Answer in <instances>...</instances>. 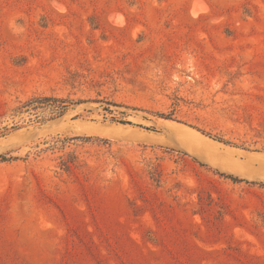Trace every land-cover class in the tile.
Masks as SVG:
<instances>
[{
  "label": "rangeland",
  "instance_id": "rangeland-1",
  "mask_svg": "<svg viewBox=\"0 0 264 264\" xmlns=\"http://www.w3.org/2000/svg\"><path fill=\"white\" fill-rule=\"evenodd\" d=\"M0 264H264V0H0Z\"/></svg>",
  "mask_w": 264,
  "mask_h": 264
},
{
  "label": "trees",
  "instance_id": "trees-1",
  "mask_svg": "<svg viewBox=\"0 0 264 264\" xmlns=\"http://www.w3.org/2000/svg\"><path fill=\"white\" fill-rule=\"evenodd\" d=\"M33 103H41L43 105H49L50 103L56 104L55 112H57L58 117H63L66 114V112L68 111V106L66 105V102L64 100H60V99H56V98H52V97H43V98L33 99V100L27 102L25 104V106H29V105H31ZM108 105L117 107V104H115V103H109ZM106 110H107V112H112L110 110V108L106 109ZM158 116H160L162 118L169 119V117H166L165 115H158ZM84 140H88V138L87 139L85 138ZM221 175L231 179L234 182H246V183L252 184V185L256 184V183H253V182L240 180L237 177H234L232 175H226V174H221Z\"/></svg>",
  "mask_w": 264,
  "mask_h": 264
},
{
  "label": "clouds",
  "instance_id": "clouds-1",
  "mask_svg": "<svg viewBox=\"0 0 264 264\" xmlns=\"http://www.w3.org/2000/svg\"><path fill=\"white\" fill-rule=\"evenodd\" d=\"M54 6H56V5L54 4Z\"/></svg>",
  "mask_w": 264,
  "mask_h": 264
}]
</instances>
